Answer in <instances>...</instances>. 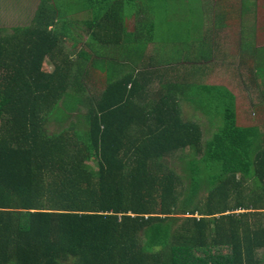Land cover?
<instances>
[{
    "label": "trees",
    "instance_id": "trees-1",
    "mask_svg": "<svg viewBox=\"0 0 264 264\" xmlns=\"http://www.w3.org/2000/svg\"><path fill=\"white\" fill-rule=\"evenodd\" d=\"M179 1L42 0L14 48L0 41V264H264V134L237 125L236 96L162 78L156 93L155 71L115 79L107 59L100 82L89 52L65 51L81 15L95 54L102 41L135 61L152 45V63ZM138 14L139 38L122 24ZM189 18L167 33L186 35ZM214 92L230 103L203 107L217 126L204 143L180 103Z\"/></svg>",
    "mask_w": 264,
    "mask_h": 264
},
{
    "label": "crops",
    "instance_id": "crops-1",
    "mask_svg": "<svg viewBox=\"0 0 264 264\" xmlns=\"http://www.w3.org/2000/svg\"><path fill=\"white\" fill-rule=\"evenodd\" d=\"M30 1L31 0H0V32L6 31L8 33L11 31L14 34V32L17 33V29L23 28L17 27L18 25L16 21H13V18L7 17L10 13L9 7L13 4L17 5V3H20V15L26 16L24 11H26L30 6ZM186 6L187 7L185 9H171L170 18L167 22L161 25L165 29V32L172 33L174 29L173 26L169 25V22L173 21V17H175V20L179 21L186 16H190L188 19L191 23L190 29L187 31L186 35L185 33H182V37H180L181 30L179 28L173 35L163 33V37H157V44H159V46H157V59L154 58L153 62L150 63L149 59L156 54L153 46L150 45L148 48L149 50L152 48L151 54L148 56L150 58L147 57V53L145 52V55H142L141 58L137 57L135 61L133 60L136 64L141 62L145 63L146 60L148 62L146 67L149 68V70L155 71L154 73L157 74L156 79L159 80L162 78L167 79L168 81L169 78H171L170 73L174 72L173 68L175 65L173 63L179 64L180 61H182V63L186 62L184 63L186 65L185 78H188L189 81H197L199 84L204 83V81L207 82L208 76L212 73L214 74L215 71L219 73V70L224 67L232 69L231 64L229 65L226 63V60L230 61L233 58L231 56L232 54L229 55L231 52L235 53L237 51L236 54H239L240 64L248 60L249 63H259L261 65L260 67H262V65L264 66V50L262 57L258 52L256 57L251 41L248 48L250 57H243V41L247 40L245 34L251 35L253 32H257L258 43H261L264 47V0H201L200 6H190L188 3ZM199 17H201L200 21H198ZM34 18L35 17H30V19H27L29 23L26 26L33 23ZM132 33L137 34L138 38L140 37L139 29L134 30ZM178 33H180L179 39L177 38ZM80 35L82 36V34L75 33V35L72 36V39L74 37L77 38V36ZM165 36H167V40L163 39ZM141 38H143V35H141ZM260 39H262V42ZM2 40H4L3 44L6 48L9 49L14 48V45L18 43L17 34L14 36L6 35L4 37H0V41ZM175 42L181 43V53L179 52L180 49L178 50V53H175L173 48ZM193 51L195 52L194 54H202V51H204L203 58L197 59L194 54L190 57L188 54ZM112 56L114 57L116 55L112 54ZM107 63L115 64L118 62L107 61ZM179 65L182 66V64ZM259 68L257 65L255 69H247L250 73L247 78L248 81H250L248 86L253 89L258 88L257 83L261 84V82L264 81L261 80L259 82H253V80L257 77L258 71H260ZM133 70H136V68ZM198 72L199 75H197ZM128 73L124 72V76H128ZM238 73L240 74V79L244 80V71H238ZM117 77L118 75L115 76V79ZM205 78L207 80H204ZM243 83H245V80ZM206 85L212 88L223 87L225 90L230 88L229 85H223L221 83H208ZM260 91V96H263L262 90ZM241 92H246L248 94V99L247 102L244 103L245 105H240L242 101L239 100L238 95L236 96L235 103H239V106H237L236 109L237 125L239 127L246 128L258 127L261 130L260 133L264 134V131H262L264 130V100H262L261 103L255 104L252 101V99L254 100L255 98L250 94L252 91H250L249 88L246 91Z\"/></svg>",
    "mask_w": 264,
    "mask_h": 264
},
{
    "label": "rangeland",
    "instance_id": "rangeland-1",
    "mask_svg": "<svg viewBox=\"0 0 264 264\" xmlns=\"http://www.w3.org/2000/svg\"><path fill=\"white\" fill-rule=\"evenodd\" d=\"M179 5L178 7L180 8H185L187 7L186 6V3L187 2H184L183 0H180L179 1ZM16 4V3H15ZM42 4V0H31L30 1V6L27 8L26 11H24V13L26 14V16H22L20 15V10H21V7H20V3H17V5H11L9 8V14L7 17L9 18H13L12 20L13 21H16L17 23V27H26V25L29 23L27 21V19H30V17H35V14L38 13L39 9H40V6ZM189 4L191 6H196V5H199L201 4L200 0H191V2H189ZM5 14V12H4ZM78 19L76 22H75V26L77 28L76 30V34H82V36H77V38H73V40L71 39H67L69 40V42H67L64 46L67 47V50H65L67 53H69L70 55H72V57H74V59H79V53L83 50V51H87L89 52L91 55H92V58L89 62V65L91 69H96L95 72H94V76L99 78L100 82L102 81V79L105 78V72L101 69V67H98V65L96 64V62L98 61H103L104 59H107L108 61H115L119 63V65L117 66L118 70V79H120L121 77L124 76V72L125 73H128V72H131L133 71L134 68H136V72H133L135 73L134 75H137V72L138 71H142V70H147L145 67L146 65L148 64V62L145 60V63H138L136 64L134 61L132 60H128L127 56H122L120 55L119 56V60L118 57H117V54L114 52V51H117L116 48H110V45H106L105 43H103L102 41H100V46L103 50L101 52L100 55L102 56H99L98 54H95L93 49L91 47H89L87 44H89L91 42V37L93 36V32H94V26L93 27H89L87 25H85V23H83V21L85 20V17L86 16H81V15H78ZM75 17V16H74ZM146 20V15H142V14H138V16H136L135 18L133 17L132 19L130 18H127L124 19L123 18V21H122V24H123V27L126 28V30L129 32V33H132L134 32V30H136V27H137V22H143ZM32 24V23H30ZM158 24V23H157ZM29 26V25H28ZM260 28V27H259ZM163 33H167L165 32V29L162 27V26H159L157 27V34H163ZM257 33V32H256ZM255 32H253V34L249 35V34H245V37L247 40L243 41L244 43V47H243V57H250V52H248V48H249V44H250V41H251V45H252V48H254L253 51H255L256 53V57H257V52L261 55V57L263 56V50H264V47L261 43H258V36ZM19 35L18 33L14 32H6V31H2L0 32V37H4L6 35ZM170 35H173V34H170ZM253 35H254V41H253ZM102 38V37H101ZM260 41L262 42V39H260ZM156 46H159V44H157ZM247 47V48H245ZM151 50L152 48H150V50H148L146 53L147 57L151 54ZM171 50V48H170ZM237 52V51H236ZM235 53H230L229 55H231L233 58H236V59H233L231 56V60H226V63H228L229 65L231 64L232 66V69H228V67H224L223 69L219 70V73H217L216 71L214 72V74H210L208 76V80L205 78L204 80H207L204 81V83L202 84H208V83H211V84H223V85H229L230 88L228 89H231L230 91L235 95L237 96L238 95V98L239 100L242 101V103L240 105H245L244 103L247 102V99H248V94L246 92H241V91H246L248 88L250 91H252V93H250L251 95H253V97L255 98L254 100L252 99V101L257 104V103H261L262 100H264L263 96H260V89L259 88H256V89H253L252 87H249V83L250 81H248V76H249V72L247 69H255V67L258 65V68L261 66L259 63H249L248 60H246L245 62H242L240 64V57H239V54H236ZM195 52H191L190 54H188L190 57L193 56ZM203 53L204 51H202V54L199 53V54H194V56L197 58V59H200V58H203ZM113 55H116V56H112ZM186 63V62H184ZM182 63V61H180L179 64H182V66H180L178 63H173L175 66H174V72L170 73L171 75V78H169V81H172V82H177V81H181L184 79V80H187L189 81L188 78H185V75H186V70H185V64ZM184 64V65H183ZM225 64V63H224ZM115 65V64H114ZM180 66V67H179ZM145 68V69H143ZM2 73H4V70L3 68L0 69ZM44 70L48 73H51L55 70V65L52 64V61L49 59L48 61H46V64L44 66ZM238 71L242 72L244 71V80H245V83H243V79H240V74L238 73ZM191 72V71H190ZM139 73V72H138ZM115 75V76H116ZM233 75V76H232ZM116 78V79H117ZM263 81L264 80V76L261 78V77H256L255 80H253V82H259V81ZM163 81H167V79H163ZM169 83V82H168ZM102 87V85H100ZM154 88L156 89V93L159 92L160 90V82L159 80L157 79V81H155V83L153 84ZM98 88V87H97ZM96 88V89H97ZM104 88V86H103ZM223 87L219 88V91L222 90V92L224 91L225 92V89H222ZM92 89H95L93 88L92 86ZM253 89V90H252ZM97 90H100L99 88ZM91 91V90H90ZM221 92V93H222ZM237 93V94H235ZM238 93H241V94H238ZM211 96H214L212 98V101L208 100L207 104H201V103H197L195 105V107H192L191 105H187L186 102H184L183 104H181L180 102H182L181 100H179V103L181 105V108L183 106V114H182V117H183V120L188 122V121H192V122H195L197 124H199L201 126V130L203 132V142L205 143L209 137L211 136L212 132L215 131L217 129V126H216V123H215V119H214V122H212L211 120H209L210 118H207L205 117L203 114H201L202 112V109L203 107L205 106H208L211 104L212 102V105L215 106L213 108V110L211 111V115L212 117H216L220 111V108L224 109L223 107H221L223 104H228L230 103L229 101V96H221V94L217 93V92H214V95H211ZM203 100V99H201ZM223 102V104H222ZM218 103H220V108L218 107ZM237 106H239V103L236 102L235 103V110L237 109ZM195 112H194V111ZM210 114V113H209ZM52 130H55L54 127H52ZM190 151H187L186 153L188 154ZM177 157H180V155H177ZM178 172L181 174V176H183L185 178V175L182 174L181 172V169L180 168H177ZM205 193H202V197L205 196ZM212 253H216V250H212L211 251ZM262 253V252H261Z\"/></svg>",
    "mask_w": 264,
    "mask_h": 264
}]
</instances>
